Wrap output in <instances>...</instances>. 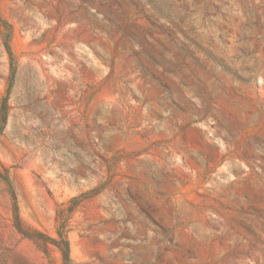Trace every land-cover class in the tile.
Wrapping results in <instances>:
<instances>
[{
  "label": "rangeland",
  "instance_id": "obj_1",
  "mask_svg": "<svg viewBox=\"0 0 264 264\" xmlns=\"http://www.w3.org/2000/svg\"><path fill=\"white\" fill-rule=\"evenodd\" d=\"M0 264H264V0H0Z\"/></svg>",
  "mask_w": 264,
  "mask_h": 264
},
{
  "label": "trees",
  "instance_id": "obj_2",
  "mask_svg": "<svg viewBox=\"0 0 264 264\" xmlns=\"http://www.w3.org/2000/svg\"><path fill=\"white\" fill-rule=\"evenodd\" d=\"M52 244L56 245L57 247H59L60 249H62V254H63V258L66 262L69 261V248H68V242L66 240H63V245L60 246V243H58V241H55L53 239H51Z\"/></svg>",
  "mask_w": 264,
  "mask_h": 264
}]
</instances>
